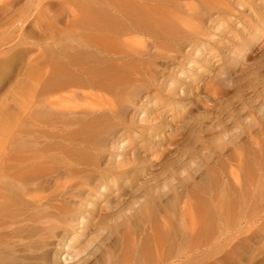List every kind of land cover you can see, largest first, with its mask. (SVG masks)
Returning a JSON list of instances; mask_svg holds the SVG:
<instances>
[{
    "label": "rangeland",
    "instance_id": "rangeland-1",
    "mask_svg": "<svg viewBox=\"0 0 264 264\" xmlns=\"http://www.w3.org/2000/svg\"><path fill=\"white\" fill-rule=\"evenodd\" d=\"M118 1L2 0L0 109L13 111L16 85L39 51L65 53L69 5L112 14ZM146 3L154 15L145 30V89L122 102L119 120L91 143L96 167L81 174L74 201L87 208L92 201L87 211L94 218L71 247L92 243L122 254L117 240L128 232L134 248L149 245L152 260L145 264H264V0ZM187 13L190 30L182 24ZM52 30L60 33L53 40ZM104 181L106 189L97 190ZM144 188L157 194L154 222L119 227L141 204ZM228 197L236 202L226 210L221 202ZM197 198L216 211L206 231ZM106 225L111 234L104 238ZM70 229L55 230L47 264L68 250L75 233L63 234ZM99 252L86 264L101 261Z\"/></svg>",
    "mask_w": 264,
    "mask_h": 264
},
{
    "label": "bare ground",
    "instance_id": "bare-ground-1",
    "mask_svg": "<svg viewBox=\"0 0 264 264\" xmlns=\"http://www.w3.org/2000/svg\"><path fill=\"white\" fill-rule=\"evenodd\" d=\"M3 4L0 0V7ZM79 6L76 11L68 6L62 34L68 42L65 53L39 51L16 85L13 111L6 105L0 109V264H47V246L55 230L65 226L71 229L63 235L75 236L66 252L55 255L56 264L61 259L64 264H86L95 251L102 256L96 264L152 260L149 245L134 248L128 232L117 240L122 254L106 253L92 243L84 250L71 247L94 218L92 210L87 211L92 201L88 208L86 202L74 201L81 174L96 167L91 143L119 120L122 102L145 89V30L154 15L145 0H119L112 14L101 6L91 14ZM186 15L182 24L190 30L192 15ZM51 33L52 40L60 35ZM58 175L63 177L60 182L54 180ZM103 184L96 189H106ZM143 190L141 204L119 227L129 221L132 226L154 222L157 194L154 188ZM104 195L98 193L99 198ZM235 202L228 197L221 207L228 210ZM197 207L203 230L214 227L216 211L200 198ZM182 226L176 227L177 233L186 241ZM110 228L105 226L104 238ZM165 235L167 240L170 234Z\"/></svg>",
    "mask_w": 264,
    "mask_h": 264
}]
</instances>
